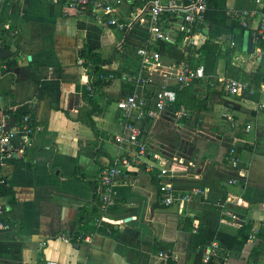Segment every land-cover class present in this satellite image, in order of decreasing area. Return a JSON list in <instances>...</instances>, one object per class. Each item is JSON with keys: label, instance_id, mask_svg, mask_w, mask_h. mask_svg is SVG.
I'll list each match as a JSON object with an SVG mask.
<instances>
[{"label": "crops", "instance_id": "1", "mask_svg": "<svg viewBox=\"0 0 264 264\" xmlns=\"http://www.w3.org/2000/svg\"><path fill=\"white\" fill-rule=\"evenodd\" d=\"M228 5L231 19L240 24L231 9H253L255 0ZM67 8L64 0H0V108L25 106L41 126L28 156L18 154L0 166L13 191L0 195V264H169L168 258L174 264H204L214 254L209 247L218 243L217 233L236 235L242 224L250 227L248 238L227 252L223 264H264V239L257 236L264 227L259 14L219 37L225 52L217 61V83L197 80L187 86L193 89L187 97L200 100L198 106L181 105L186 116L167 109L146 124L148 163L154 166L124 168L114 183V203L103 212L98 208L100 170L132 150L117 140L125 132L117 101L134 88L123 76L139 67L137 46H126V35ZM245 32L251 41L244 48ZM231 35L235 46L229 45ZM108 37L114 40L110 48L104 44ZM83 46L99 52L104 68L115 72L101 86L90 84L89 67L79 56ZM7 60L13 65L5 66ZM228 77L250 80L253 91L232 96L222 90L223 97L237 98L230 105L207 96ZM147 89L152 86L138 88ZM167 111L176 119L160 124ZM160 160L169 184L189 196L180 207L159 201L154 173ZM91 206L102 217L92 239L62 238L82 225L78 214ZM255 246L258 255H252ZM161 251L167 255L160 256Z\"/></svg>", "mask_w": 264, "mask_h": 264}, {"label": "built area", "instance_id": "2", "mask_svg": "<svg viewBox=\"0 0 264 264\" xmlns=\"http://www.w3.org/2000/svg\"><path fill=\"white\" fill-rule=\"evenodd\" d=\"M57 1V0H53ZM68 7L77 12L88 14L102 25L113 27L126 35V46H137L136 56L139 67L132 74L123 78L132 83L134 88L117 101V108L123 117L124 134L117 136L118 141L125 140L132 150L121 153L113 158L111 163L100 170V188L98 191V208L107 210L114 203V183L124 168L131 165L144 164L150 170L153 164L148 163L151 153L148 150L145 126L158 118L165 110L173 108L177 101V91L190 86L197 80L210 81L212 74L205 70L203 64H192L189 61L180 63H164L163 56L154 49L157 41L175 46H200L206 40L204 29L209 28L205 19L208 0H64ZM227 0V9L229 10ZM127 6L123 12L122 6ZM233 14L242 26L247 25L248 18L259 14L258 34L264 39V0H255V8L234 10ZM233 35L229 45L233 46ZM109 74L105 77L111 78ZM103 78V77H102ZM159 79L156 87L153 85ZM222 90L227 95L237 96L250 91L251 84L244 78H223ZM152 86V89L138 90L139 87ZM91 87L89 86V89ZM257 90L254 88V92ZM264 94V92H263ZM260 109L264 111V95ZM178 116H186L187 110L179 108ZM41 129L40 124L30 111L18 113L17 108H0V166L13 160L18 154L28 152L33 145L35 134ZM154 156V155H153ZM156 157V156H155ZM160 167L155 172L159 201L163 206H178L189 199V196L175 190L168 182L170 174L164 162L159 161ZM234 166L235 163H233ZM162 165V166H161ZM237 168V167H236ZM235 181L234 179L231 182ZM8 185L0 170V188ZM4 204L0 201V214ZM235 218V214L229 211ZM264 221V216H263ZM102 217L96 218V226H100ZM77 240L90 241L94 232L75 234ZM62 238L71 240V235L61 234ZM219 244L213 242L209 253H215ZM160 256L167 255L159 252ZM42 264H59L45 261Z\"/></svg>", "mask_w": 264, "mask_h": 264}, {"label": "trees", "instance_id": "3", "mask_svg": "<svg viewBox=\"0 0 264 264\" xmlns=\"http://www.w3.org/2000/svg\"><path fill=\"white\" fill-rule=\"evenodd\" d=\"M67 9L70 14L74 13L73 8ZM205 19L207 20V23L209 25V33L208 35H206V40L199 47L186 45L184 46V48H178V46L162 41H157L155 46L153 47L154 49L159 51L162 56L171 58L177 63L185 60L194 65L203 64L205 70L212 74V81L217 83V79L215 76L217 61L220 55H222L221 53L225 52V50H222L220 48L218 42L219 37L226 33V30H230L231 32L235 33L236 29L240 28L241 26L236 20L231 19L227 9V0H208ZM241 30L244 33L245 28L242 27ZM260 40L264 42L263 38H260ZM233 46H235V40ZM79 56L83 59V65L89 67L90 84L92 87L103 85L105 77L107 75H109L110 73L115 74L114 71L106 70L104 68V64L106 63V61L102 58L99 52L88 48L87 46H83V48L79 51ZM12 65L13 62L11 60H7L5 63V66ZM189 87H185L184 89L177 91V101L172 108L174 111H177L181 105L193 107L192 104L194 103L195 106H198V104H200V100H195L193 98L189 99L187 97L188 95H190L189 92H193V89H189ZM221 87L222 84H220V88L218 90L210 91L207 96L212 98V100L219 101V103L225 105L233 104V100H229L223 97ZM254 87L257 86L254 85ZM83 91H85V93H88V91H86L85 89H83ZM243 95H246V93L242 92L241 96ZM25 108V106L18 107L17 112L21 113L27 111ZM29 154L30 153L27 152V156ZM9 194H13V191L11 190L10 186L3 184L0 188V195ZM78 216L82 225L78 227V229L71 232L72 235L70 241H72L73 243L77 242L75 234H78L80 232L88 233L100 230V226H96L92 222L94 219H96V217H98L93 206L86 209H81ZM249 233L250 227L247 224H242L236 235L228 234L225 232H218L216 235V239L219 243V249L216 250V252L211 255L204 264H223V260L226 257L227 252L230 249L241 248L246 242ZM257 236L260 239H264V227L260 228ZM223 246H225V248H223ZM259 250L260 249L255 246L253 248L252 255H258L260 253ZM167 262L169 264H174L173 262H171L170 258L167 259Z\"/></svg>", "mask_w": 264, "mask_h": 264}, {"label": "rangeland", "instance_id": "4", "mask_svg": "<svg viewBox=\"0 0 264 264\" xmlns=\"http://www.w3.org/2000/svg\"><path fill=\"white\" fill-rule=\"evenodd\" d=\"M226 32H227V30H226ZM113 37V39L114 38H118L119 39V36L116 34L115 36H112ZM106 39V41H105V46H109V48H110V46H114V43H113V41L115 40H113L112 41V39H111V37H108V38H105ZM172 61V59L171 58H168V57H166V56H164L163 57V62L164 63H169L170 61ZM237 98L236 97H233L232 98V100L233 101H235ZM176 119V117L174 118V116H173V114H171L169 111H167V113H165V115L163 116V121H161L160 122V124H163V123H165V122H169V123H171V122H173L174 120ZM158 128H160V127H158Z\"/></svg>", "mask_w": 264, "mask_h": 264}, {"label": "water", "instance_id": "5", "mask_svg": "<svg viewBox=\"0 0 264 264\" xmlns=\"http://www.w3.org/2000/svg\"><path fill=\"white\" fill-rule=\"evenodd\" d=\"M203 32H204L206 35H208V33H209V28L204 29ZM250 41H251V40H250V38H249L247 32H245L244 41H243V46H244V48H245L246 46H248V44H250ZM223 247L225 248V246H223Z\"/></svg>", "mask_w": 264, "mask_h": 264}]
</instances>
